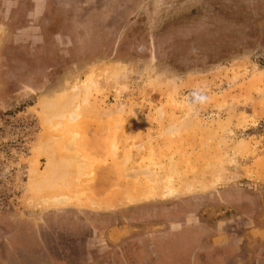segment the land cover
Here are the masks:
<instances>
[{"label":"rangeland","instance_id":"374dc122","mask_svg":"<svg viewBox=\"0 0 264 264\" xmlns=\"http://www.w3.org/2000/svg\"><path fill=\"white\" fill-rule=\"evenodd\" d=\"M84 215L264 248V0H0V220L73 264Z\"/></svg>","mask_w":264,"mask_h":264},{"label":"flooded vegetation","instance_id":"af4514ba","mask_svg":"<svg viewBox=\"0 0 264 264\" xmlns=\"http://www.w3.org/2000/svg\"><path fill=\"white\" fill-rule=\"evenodd\" d=\"M38 48L39 49L36 50L37 52L34 53L33 58L40 61V66L48 65L50 63L51 65L54 64V61H55L54 54L56 52L55 47H53V45L46 44ZM20 62L23 68L25 67V69L31 68L30 66L37 65L35 60L32 61V60L27 59V55L25 52L21 54ZM4 220H8V219H4ZM185 222L186 221H184L185 226L181 225L182 226L181 229H179L177 232L171 231L165 236L166 239H170V240L172 239L173 242L176 244V238L178 237L177 236L174 237V234L177 235L182 231L185 233L188 230H189L188 232H194L193 235H195V238L191 239L188 242L189 246H191L192 248V251L190 254L185 256L184 260H181L182 258L178 257L177 255H173L171 256L170 260L166 259V261H163L162 243L161 241L157 240L158 237L157 236L155 237V240L153 243L154 238H149L146 235L138 236L139 233H137L131 236L129 240L125 241L124 242L125 244L123 246L122 244L118 245L116 243L114 244V246H112L106 240L104 241L102 238L99 240L100 244L97 243L98 241H92V243H87V242H84V243L81 242V244L78 243V246L80 245V247H79V250L77 247L76 253L81 252L79 256L81 261L75 262L73 264H137V263L138 264H165L162 262H166V264H168V261L172 262V264H217V259L219 257L216 256V253H213L214 255H209L206 252V247H205L206 244L209 245V248L211 246H215L214 250H218V251L222 249H226L230 245H233L237 251L236 257L233 261L234 264H236L240 260L246 259L247 256L250 257V253L247 251L246 246L244 247V245H242L243 239L240 238L242 236L239 233L241 229H238L237 227L233 225L230 226L231 227L230 229V227L227 224L228 228L226 229L223 228L224 226L219 227V228H223L221 231L217 230L215 232H212L209 229H207L205 231V234H208V235H203L202 227L204 226L202 225L204 224L201 221L198 223V225L200 226H193V227H188L187 223ZM2 224H6L7 228H9L8 232H10V235L7 237V239H2L3 241L0 240V244H3L2 246L7 244L6 241H8L9 238L10 240H14V242H18L19 239H21V241L24 242L25 238L22 232L19 233L17 230H13L12 226H10L11 225L10 223L0 220V225ZM16 233H18L17 237H16ZM185 234H183V236H186ZM203 236L208 237L205 243H203L204 242ZM218 236H220L221 239L216 244H214L215 242L213 239L214 237L217 238ZM55 238H52V239L54 240ZM147 240H149V245H148ZM49 245L50 244H44L41 237H38V240L36 241L35 245H30L29 247H27V250L30 252L34 250L35 252L39 253V252H42V250H46V248L52 249L51 246ZM166 246L167 245H165V247ZM175 246L176 245H174L173 247ZM173 247L171 245V248ZM239 247L240 249H237ZM130 248H132L133 251H136V250L140 251L141 249H146V250H149L151 254L148 260H143V261L140 260L139 262H137L127 257L126 251H128ZM259 252L261 253V255L260 257L257 258V261H255V263L264 264V248H260ZM228 260H229V264H232L231 257H229ZM59 264H62V262Z\"/></svg>","mask_w":264,"mask_h":264},{"label":"crops","instance_id":"0c3cea01","mask_svg":"<svg viewBox=\"0 0 264 264\" xmlns=\"http://www.w3.org/2000/svg\"><path fill=\"white\" fill-rule=\"evenodd\" d=\"M84 219L85 220H92L93 223H90L87 226L89 228L88 234L79 238V240L81 242L92 243V241H98L97 243L100 244L99 240L101 238L104 241H105V239L107 241V238H106V232L107 231L105 229V226L100 224V223H102L101 221H103V217H95L94 215H89L87 217V215H84ZM26 222L27 221H24L22 223V226L18 225L14 229L12 228L13 230H17L19 233H21V232L23 233V236L25 238L24 242H22L21 239H19L18 242H14V240H10V238H9L8 241H6L7 244H5L4 246H2L3 244H0V264H21V256H22L21 254L22 253H24V252L27 254L28 253H30V254H32V253L36 254L37 253L34 250L32 252L28 251L27 247H29L30 245H35L36 241L38 240V237H41V239H42V236H43L42 229L38 230L37 228H35L31 231V230L26 228L27 227ZM19 224H20V222H19ZM179 224L183 226L184 222L180 221ZM8 229L9 228H7L6 224L0 225V240L1 241H3L2 239H7V237L10 235V232H8L9 231ZM143 231L144 232L139 233L138 236L139 235H146L149 238H154L153 239V243H154L155 237H156V235H158V233H155L154 231H150V230L149 231L143 230ZM188 231H186L187 233L185 232L186 234L183 231L177 235L174 234V237L175 236L178 237V238H176V244L173 242L172 239L171 240L166 239L165 238L166 235L158 236L157 240L161 241V243H162V259H163V261H166V259L170 260L171 256H173V255H177L178 257L182 258L181 260H184L185 256H187L188 254L191 253L192 248H191V246H189L188 242L191 239H194L195 235H193L194 232H188ZM108 232L110 234V229ZM183 234H185L186 236H183ZM17 235H18V233H16V237H17ZM55 235H58V234H55ZM170 236H171V234H170ZM55 237L57 238V236H55ZM119 237H115V239H114V238H111V236L109 235L110 241H112V240L116 241L117 239L119 241V239L121 240V237L120 238ZM203 237H204V242H203V240H202V242L205 243L208 237L207 236L206 237L203 236ZM220 239H221L220 236H218L217 238L214 237V239H213L215 242L214 244H216ZM147 241H148V245H149V240H147ZM165 245H167V246L165 247ZM171 245H172V247L174 245H176V246L171 248ZM242 245H244V247L246 246L247 251L250 253V257L247 256L246 259L240 260L236 264H256L255 261H257V258L260 257L261 253L259 252L258 254H256L255 251L251 250V248H250V246H248V244L243 243ZM205 247H206V252L209 255H214L213 253H216V256L219 257L217 259V264H229V260H228L229 257H231V263L234 264L233 261L236 257L237 251L233 245H230L226 249H222L220 251L214 250L215 246H211L209 248V245L206 244ZM47 249H50V248H46V250ZM237 249H240V247ZM172 250H173V252H172ZM50 254H51V252H50ZM126 254H127V257H129V259H132V260L139 262L140 260L141 261L148 260L151 253L149 252V250H146V249H141L140 251H138V250L133 251L132 248H130L128 251H126ZM66 255L68 257L71 256V254L69 252H67ZM55 260H56V258H55ZM59 263H61V262L57 259L56 264H59ZM162 263L166 264V262H162ZM168 264H172V262L168 261Z\"/></svg>","mask_w":264,"mask_h":264},{"label":"bare ground","instance_id":"6f19581e","mask_svg":"<svg viewBox=\"0 0 264 264\" xmlns=\"http://www.w3.org/2000/svg\"><path fill=\"white\" fill-rule=\"evenodd\" d=\"M69 197H66L65 195H63V196H55L54 197V201L55 202H65V201H69V199H68Z\"/></svg>","mask_w":264,"mask_h":264},{"label":"trees","instance_id":"16d2710c","mask_svg":"<svg viewBox=\"0 0 264 264\" xmlns=\"http://www.w3.org/2000/svg\"><path fill=\"white\" fill-rule=\"evenodd\" d=\"M76 231H77V229H76ZM63 234H64V233H62V234L60 233L59 235H63ZM79 236H80V235H79ZM81 237H82V236H80L79 238H81Z\"/></svg>","mask_w":264,"mask_h":264}]
</instances>
